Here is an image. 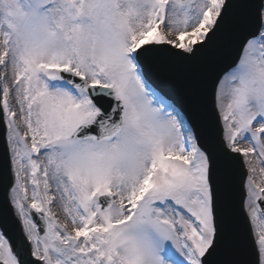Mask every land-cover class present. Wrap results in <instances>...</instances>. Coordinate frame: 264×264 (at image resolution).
Returning <instances> with one entry per match:
<instances>
[{
  "label": "snow or ice",
  "instance_id": "snow-or-ice-1",
  "mask_svg": "<svg viewBox=\"0 0 264 264\" xmlns=\"http://www.w3.org/2000/svg\"><path fill=\"white\" fill-rule=\"evenodd\" d=\"M0 136V264H264V0H0Z\"/></svg>",
  "mask_w": 264,
  "mask_h": 264
},
{
  "label": "water",
  "instance_id": "water-1",
  "mask_svg": "<svg viewBox=\"0 0 264 264\" xmlns=\"http://www.w3.org/2000/svg\"><path fill=\"white\" fill-rule=\"evenodd\" d=\"M224 54V59L221 60V56H223ZM235 53L233 52H229V51H221L218 56L211 62H202L199 63L200 66L203 67V69L205 70L206 73H200L199 75H194L193 73H189L190 70L192 72H194L193 65L192 66H186V69L188 72L184 71L183 73L180 72L178 74V76H172V79L174 80V83L172 85H170V87H164V86H160V89H163L164 93H167V95L169 96V94L171 92H175L178 93L179 91L182 90V88L185 85V78L187 77V75H189V77L186 78V81L190 82L192 85H194V88L197 90L199 88V85L202 87V85L211 77L213 76L215 73L219 72L222 68H224L228 63L231 62V60L234 58ZM220 67L219 69L215 70L216 68ZM165 81H169V79H167V75L165 76ZM189 96L186 97H181L182 100H175L176 102H184ZM2 137L0 136V157H2L3 155V148H4V144L1 141ZM234 167L238 168V162L234 163ZM243 176H241V180H237L235 183L231 184V190H230V201L232 203V205L234 206L237 215L239 217L240 223H241V228H242V233L244 236V243L247 244L248 243V239H247V232H246V228L244 226V224L242 223L241 217H240V201L239 199H237L236 195L242 188V180H243ZM4 198V191L3 188L0 187V202L3 201Z\"/></svg>",
  "mask_w": 264,
  "mask_h": 264
},
{
  "label": "rangeland",
  "instance_id": "rangeland-1",
  "mask_svg": "<svg viewBox=\"0 0 264 264\" xmlns=\"http://www.w3.org/2000/svg\"><path fill=\"white\" fill-rule=\"evenodd\" d=\"M243 146H246V145H243ZM243 159H244V157H243ZM259 167H260V165H257V168L258 169H259ZM59 215H60L61 219H63V213H62V211L59 212Z\"/></svg>",
  "mask_w": 264,
  "mask_h": 264
}]
</instances>
